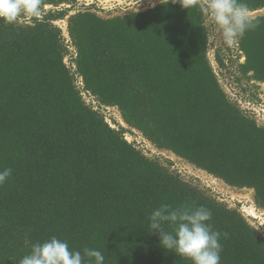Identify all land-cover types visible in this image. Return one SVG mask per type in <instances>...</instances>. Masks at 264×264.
I'll list each match as a JSON object with an SVG mask.
<instances>
[{"label":"trees","instance_id":"1","mask_svg":"<svg viewBox=\"0 0 264 264\" xmlns=\"http://www.w3.org/2000/svg\"><path fill=\"white\" fill-rule=\"evenodd\" d=\"M77 1L42 0L40 17L0 21V171L11 169L0 185V264H19L52 237L82 254L102 251L104 264H191L148 233L149 215L164 204L211 211L220 264H264V238L236 209L125 139L140 133L225 186L252 190L264 213V125L240 105L261 102L264 15L239 40L235 62L216 49L229 97L207 56L200 0L107 19L77 12L67 17L68 65L54 24ZM243 2L251 13L264 9V0ZM107 107L127 129L109 126Z\"/></svg>","mask_w":264,"mask_h":264},{"label":"clouds","instance_id":"2","mask_svg":"<svg viewBox=\"0 0 264 264\" xmlns=\"http://www.w3.org/2000/svg\"><path fill=\"white\" fill-rule=\"evenodd\" d=\"M171 2L175 4L177 0ZM178 2L181 8H187L197 0ZM41 4L42 0H0V21L12 24L21 17L38 18L42 14ZM198 6L229 47L237 45L244 33L255 26L243 0H202ZM10 175L11 169L0 171V185ZM211 216V211L204 206L172 209L164 204L149 215L148 233L158 235L160 247L166 252H174L191 264H220V233L209 223ZM166 223L174 231H166ZM104 261L105 255L100 250L84 248L82 254L71 250L67 242L52 237L32 245L30 253L19 264H104Z\"/></svg>","mask_w":264,"mask_h":264},{"label":"rangeland","instance_id":"3","mask_svg":"<svg viewBox=\"0 0 264 264\" xmlns=\"http://www.w3.org/2000/svg\"><path fill=\"white\" fill-rule=\"evenodd\" d=\"M164 1L167 0H79L72 7L71 5L61 6L62 9L68 8L70 6L68 15L63 20L57 21L54 24L61 29V35L64 38V44H67L68 54L65 57L64 62L69 65L71 54L73 55L75 51L72 45H70L71 43L68 37L66 28L67 17L74 15L77 12L84 11L85 9H90V11L96 13L99 17L107 19L115 16H124L129 13L144 12L148 9L154 8L156 5ZM199 2L201 3L202 0H200ZM50 9L53 8L51 6L44 7V11ZM263 15L264 9L251 13L252 19ZM26 18V20L30 19L28 17ZM205 25L210 31L209 46L207 51L209 62L212 65L213 70L216 73L223 90L226 92V94H228L229 97H232L233 95L228 86L229 79L225 76L227 74L217 67L214 61V55L216 53V49H219L220 52H225L229 56L234 55L231 60L232 62H235L236 59L234 53L237 49V46L235 45L229 47L225 45L222 36L218 31L215 30L214 26L207 16H205ZM231 51H233V54L231 53ZM240 61L242 62L243 58H241ZM258 87V94L260 92V97H262V99L264 100V85ZM83 99L85 102L89 101L86 98ZM103 114L105 121L115 129H118V126L127 129V126L124 125L118 111L115 108L107 107ZM125 136L128 142L136 143L145 154L157 156V158H159V161L163 164H167V161L171 163V169H174L176 172L180 173V175L186 181L203 189L208 194L215 197L218 201L225 203L229 208L236 209L241 214V216L264 238V213L255 208V205L253 203L254 192L252 190H236L225 186L219 180L212 178L203 171L195 169L170 152L156 150L148 141L144 140L141 137L140 133H136V136L130 134H126ZM251 207H253L258 218H253L249 216L248 213H246ZM260 219H263V221H261ZM260 222L263 225L260 224Z\"/></svg>","mask_w":264,"mask_h":264},{"label":"built area","instance_id":"4","mask_svg":"<svg viewBox=\"0 0 264 264\" xmlns=\"http://www.w3.org/2000/svg\"><path fill=\"white\" fill-rule=\"evenodd\" d=\"M70 7V6H69ZM68 7V8H69ZM82 98H86L89 101H86L87 104H92V106H96V102L90 97L88 96L89 94H86V92H81ZM261 102L257 105H253L250 103H240L241 107L246 110L248 112V114L253 117L255 119V121L259 124V125H264V100L262 99V97H260ZM106 108H104V110H102V112L105 111ZM109 124V123H108ZM109 126L111 128H114L113 126H111L109 124ZM125 139L127 140V138L125 137ZM260 224H262L260 222ZM263 225V224H262Z\"/></svg>","mask_w":264,"mask_h":264},{"label":"bare ground","instance_id":"5","mask_svg":"<svg viewBox=\"0 0 264 264\" xmlns=\"http://www.w3.org/2000/svg\"><path fill=\"white\" fill-rule=\"evenodd\" d=\"M249 199V198H248ZM249 214V216L253 217V218H258L253 207L249 208V210L246 212ZM261 221H263V219H260Z\"/></svg>","mask_w":264,"mask_h":264}]
</instances>
